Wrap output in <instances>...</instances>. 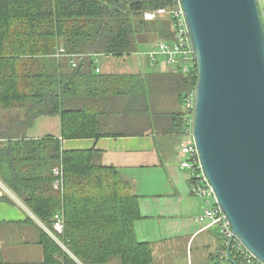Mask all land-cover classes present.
<instances>
[{"label": "trees", "instance_id": "16d2710c", "mask_svg": "<svg viewBox=\"0 0 264 264\" xmlns=\"http://www.w3.org/2000/svg\"><path fill=\"white\" fill-rule=\"evenodd\" d=\"M175 5L0 0V179L51 230L54 215L63 216L57 236L66 248L40 228L46 264L154 261L152 244L136 237L141 212L133 180L105 165L102 150L65 149L63 140L184 133L183 102L196 87L197 71L184 73L161 61V69L97 72L95 64L97 55H131L151 38L171 41L174 18L147 20L144 13ZM62 48L76 55V66L57 56ZM42 116L60 118L61 138L27 135ZM217 238L220 248L219 231Z\"/></svg>", "mask_w": 264, "mask_h": 264}, {"label": "water", "instance_id": "95a60500", "mask_svg": "<svg viewBox=\"0 0 264 264\" xmlns=\"http://www.w3.org/2000/svg\"><path fill=\"white\" fill-rule=\"evenodd\" d=\"M181 3L198 66L194 135L200 160L233 232L264 262V23L258 0ZM228 260L238 264L231 246Z\"/></svg>", "mask_w": 264, "mask_h": 264}, {"label": "crops", "instance_id": "0c3cea01", "mask_svg": "<svg viewBox=\"0 0 264 264\" xmlns=\"http://www.w3.org/2000/svg\"><path fill=\"white\" fill-rule=\"evenodd\" d=\"M148 64L151 65L149 57ZM140 70L137 65L135 72ZM27 135L61 138L60 118L36 119ZM175 141V137L158 134L127 135L68 139L63 140V147L100 149L105 165L122 169L133 180L140 196L141 212V218L134 222L136 237L139 242L152 244L154 256L160 253L166 257L167 249L177 247L178 242L190 244L202 238L201 246L208 260H216L220 250L218 231L213 227L204 228L205 225L196 220L204 211V201L191 192L190 174L180 166L181 140ZM0 184L4 188L0 196V264H46L43 247L38 242L40 228L45 230L44 224L1 179ZM202 262L197 264H209ZM107 264H120V261L114 258Z\"/></svg>", "mask_w": 264, "mask_h": 264}, {"label": "built area", "instance_id": "2783aa9c", "mask_svg": "<svg viewBox=\"0 0 264 264\" xmlns=\"http://www.w3.org/2000/svg\"><path fill=\"white\" fill-rule=\"evenodd\" d=\"M258 4L264 23V0H258ZM164 14H169L174 18V38L171 41L159 40L155 49H150L147 52L151 65L155 67L165 60L172 68L179 69L184 73L193 70L198 73L196 52L181 0H176V5L173 8L160 7L156 10H147L144 17L147 20H153ZM57 56H68L73 66L77 65L76 55L66 54L63 48L60 49ZM96 71L101 72V67L96 66ZM195 104L196 94L195 89H193L185 95L183 102V108L188 111V114L185 117L183 133L185 140L181 142L178 154L180 166L190 174L192 194L201 197L204 201V211L197 216L196 220L204 224V228L217 227L222 238V246L214 264H232L228 260L229 246H231V256L238 264H264L233 232L227 215L218 204L215 189L204 172L194 135ZM59 173V170L55 171L56 175ZM43 226L62 247L66 248L57 236L64 231V219L60 213L54 215L52 230L45 224Z\"/></svg>", "mask_w": 264, "mask_h": 264}, {"label": "rangeland", "instance_id": "374dc122", "mask_svg": "<svg viewBox=\"0 0 264 264\" xmlns=\"http://www.w3.org/2000/svg\"><path fill=\"white\" fill-rule=\"evenodd\" d=\"M149 41L150 42H140L138 51L132 53L131 55L120 57L100 55L99 57L95 58V64L96 66L101 67V72H135L137 70V65H139L143 71H146L149 69V64L147 65V52L150 49H155L156 43H158V40L155 38H151ZM132 62L135 63L133 64ZM161 66L162 62H160V65H157L156 68L161 69ZM175 138L176 143L179 142V140L182 142L185 140V135H177ZM214 230L219 231L217 227H215ZM202 240V238H198L194 242H190V244H186L185 241H180L178 242L177 247L171 250L167 249L166 257L160 255V253H158V256H154V261L152 264H197L199 261H203L202 263L214 264L216 260L215 258H213V260H208L206 252L201 246Z\"/></svg>", "mask_w": 264, "mask_h": 264}]
</instances>
